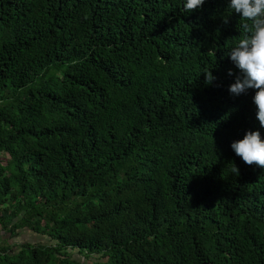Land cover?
Masks as SVG:
<instances>
[{
  "label": "trees",
  "instance_id": "obj_1",
  "mask_svg": "<svg viewBox=\"0 0 264 264\" xmlns=\"http://www.w3.org/2000/svg\"><path fill=\"white\" fill-rule=\"evenodd\" d=\"M229 2L0 0V264H264Z\"/></svg>",
  "mask_w": 264,
  "mask_h": 264
},
{
  "label": "clouds",
  "instance_id": "obj_2",
  "mask_svg": "<svg viewBox=\"0 0 264 264\" xmlns=\"http://www.w3.org/2000/svg\"><path fill=\"white\" fill-rule=\"evenodd\" d=\"M204 2L186 0L184 10L191 13ZM228 7L240 17L241 22L239 36L227 56L242 74L236 76L228 91L233 96H240L254 90L252 101L257 109L256 116L260 126L264 127V0H230ZM227 22L228 19H224V23ZM212 72L210 69L203 73L207 85L216 79ZM228 75H233L231 69ZM231 148L245 164L264 168V139L259 130L247 131L242 139L232 142ZM234 170L239 173L238 167Z\"/></svg>",
  "mask_w": 264,
  "mask_h": 264
},
{
  "label": "crops",
  "instance_id": "obj_3",
  "mask_svg": "<svg viewBox=\"0 0 264 264\" xmlns=\"http://www.w3.org/2000/svg\"><path fill=\"white\" fill-rule=\"evenodd\" d=\"M24 234V233H23ZM23 234L21 235L22 238H24ZM26 237H31L33 240H35L34 236L30 235H26ZM15 239H18L19 241L21 240L20 236H18V238H13V239H9V234H4L3 232H0V243L2 245H4L5 243H11L10 240H12L11 244H18V241L15 242Z\"/></svg>",
  "mask_w": 264,
  "mask_h": 264
},
{
  "label": "rangeland",
  "instance_id": "obj_4",
  "mask_svg": "<svg viewBox=\"0 0 264 264\" xmlns=\"http://www.w3.org/2000/svg\"><path fill=\"white\" fill-rule=\"evenodd\" d=\"M3 160H4V155H1V154H0V161H3ZM23 236H24V238H22V241H23V242H26V241L28 240L27 242H33V243H34V242H35V243L41 242V243H44V244L46 243V242H42L40 239H35V240L32 241V238H31V237H28V238L26 239V234H23ZM16 241H18V243L21 242V240L19 241L18 239H15V242H16ZM10 242L12 243V240H10ZM71 253L74 254V256H77V257H78V255L76 254V251H72ZM78 258H80V257H78ZM81 259H82V258H81Z\"/></svg>",
  "mask_w": 264,
  "mask_h": 264
}]
</instances>
